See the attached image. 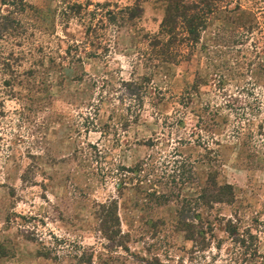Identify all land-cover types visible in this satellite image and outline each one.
Here are the masks:
<instances>
[{
	"label": "rangeland",
	"instance_id": "1",
	"mask_svg": "<svg viewBox=\"0 0 264 264\" xmlns=\"http://www.w3.org/2000/svg\"><path fill=\"white\" fill-rule=\"evenodd\" d=\"M11 1L0 16L21 30L0 35V264H264V0H226L195 48L156 68L138 49L165 0L139 2L129 22L134 0H70L119 17L91 47L66 0H22L21 13ZM71 42L81 62L48 63ZM141 77L149 89L128 118L127 101L108 98ZM225 184L228 202L207 198Z\"/></svg>",
	"mask_w": 264,
	"mask_h": 264
},
{
	"label": "trees",
	"instance_id": "2",
	"mask_svg": "<svg viewBox=\"0 0 264 264\" xmlns=\"http://www.w3.org/2000/svg\"><path fill=\"white\" fill-rule=\"evenodd\" d=\"M142 1L144 0H134L133 7L126 9L128 17L124 18V22H129L131 19L140 16L141 10L138 3ZM66 3L69 4L72 15H76L82 21L84 40L90 47L93 45L92 40H89L91 39L90 37L98 38L97 31L104 29L106 22L115 28L120 26L119 17L113 10L108 9L110 6L108 3L95 4L90 11H87L86 8L83 9L79 4L70 3V0H66ZM4 4L11 6L16 13H21L24 6L22 0H13ZM227 4L226 0H165L163 14L158 23L157 31L152 36H142L143 41L139 46L138 56L143 66L145 68H156L159 64L164 63L175 65L184 50L190 52L196 47L209 18L218 11H226ZM20 8L22 9L20 10ZM82 11L83 14H81ZM6 22V17L0 16V35L5 31L7 32L10 28L11 32L16 34L21 30L19 26H13V21L9 27ZM83 46L82 43L71 42L66 45L64 50L60 48L54 50L48 54V63L55 67H60L66 60L67 63L81 62L78 50L84 51ZM96 47L99 46L96 45ZM85 54L89 57L94 55L92 52H86ZM148 83V79L145 77H141L138 80L120 79L117 84L118 96L112 98L111 95V98L108 99H115L120 104L124 100L127 101L125 107L126 117L135 119L136 108L139 106L142 97L148 92ZM104 84H106L105 80L100 88H104ZM111 90L109 89L107 94H111ZM100 99H102L101 96ZM126 117L124 118L123 116L122 118L124 123L128 122ZM220 189L221 191L218 195L208 196L207 198L212 199L214 203L228 202L231 198L230 186L225 184ZM112 221L116 223V219ZM113 222L112 224L114 225ZM41 256L49 258L47 252L41 254ZM80 261L83 263L86 260L82 259Z\"/></svg>",
	"mask_w": 264,
	"mask_h": 264
}]
</instances>
